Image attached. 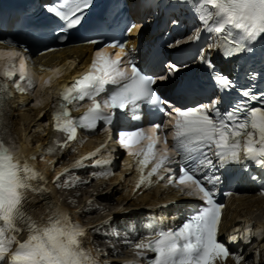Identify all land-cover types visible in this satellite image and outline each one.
<instances>
[{"label": "snow or ice", "instance_id": "1", "mask_svg": "<svg viewBox=\"0 0 264 264\" xmlns=\"http://www.w3.org/2000/svg\"><path fill=\"white\" fill-rule=\"evenodd\" d=\"M185 6L197 16L202 30L213 38L214 43L209 44L208 49H214L226 61L241 55L250 58L255 54L257 44L264 47V0H186ZM44 7L61 22L53 29L54 34L58 39L68 40L82 25L92 7V0H56ZM137 27L134 24L129 26L128 33ZM200 31L197 29L196 35L189 39H199ZM87 42L97 45L98 50L88 72L71 85L61 86L59 105L51 113L54 146L50 145L45 154H56L66 148L75 151L74 144L83 143L78 139V131L91 133L98 126H119L117 142L124 149H131L147 140L144 149L128 152L136 157L140 166L136 188L153 186L158 181L152 178L161 168L176 164L178 172L168 169V184L192 189L187 195L199 194L201 203L190 209L184 222L177 227L164 229L150 225L152 234L135 244L137 255L146 259L147 264H226L229 257L234 258L236 264H241L243 253H233L228 247L229 243L237 242L238 229L232 230L227 241L218 238L225 205L216 198L220 178L208 170L215 168L217 163L223 167L245 160L264 169V89L259 87V83L264 81V69L240 65L234 67L231 74H226L217 68L210 51H201L199 60L207 68L215 89L222 93L235 90L239 98L224 111L221 110L220 99L210 104L196 102L192 106L176 107L160 94L157 85L158 82L169 81L181 67H187L186 64L167 62L164 65L166 70L159 73L153 70L149 60L138 66L130 52L125 50L126 45L119 41L108 43L89 38ZM0 43L16 47L11 40ZM115 48L119 51L113 59L107 49ZM18 55L20 53L14 51H0V58H10L12 67H15L12 58ZM122 57H128L131 75L121 68ZM19 67L22 70L19 80H14L15 73L7 69L3 75L14 81L17 92L24 93L26 90L19 81L27 80L30 88L34 81L23 74L26 67L24 59H21ZM109 85L115 87L109 88ZM174 90L179 94L187 91L178 84L174 85ZM102 94L107 98L97 99ZM13 96L9 83L0 82V264H107L84 245L83 238L88 229L74 222L70 214L56 210L55 203L44 196L51 191L47 187V179L27 159L12 152L13 146L7 140L6 110L7 101ZM86 99L91 101V106L83 116L74 118L71 112L78 110L79 103ZM251 102L259 106H253ZM163 108L170 109L165 111V115L171 116L175 112V132L171 149L165 134L164 147L160 151L157 145L161 139L157 132L163 133L166 125L150 122L151 127L146 130L139 123L125 122L142 121L152 114L153 109L160 111ZM105 109L113 111L109 113ZM99 151L77 161L75 168L89 166L84 161L91 159V167L102 169L91 173L93 178L113 175L110 158L94 159ZM154 160L151 170L145 174L144 169ZM69 171L71 169H66L61 175ZM158 180H165V177L159 176ZM35 181L41 182L40 186ZM59 181L60 176H57L55 182L58 187L61 186ZM77 183L88 182L77 178ZM29 193L39 195L45 201L47 214L42 218L43 223L32 215L35 210L28 206ZM102 227L95 226L93 231L98 232ZM243 235L245 241L251 243V222H248ZM256 235L264 237V226H258ZM149 251L154 254L152 257L146 256ZM254 259L258 264V250ZM126 264H139V261Z\"/></svg>", "mask_w": 264, "mask_h": 264}, {"label": "bare ground", "instance_id": "2", "mask_svg": "<svg viewBox=\"0 0 264 264\" xmlns=\"http://www.w3.org/2000/svg\"><path fill=\"white\" fill-rule=\"evenodd\" d=\"M134 9L138 12L141 11L138 4L134 6ZM91 53V46L71 45L60 51L43 55L40 60L44 64L59 65V74L66 73L71 76L76 74L81 66L78 64L74 67L77 57H82V61L86 62ZM8 59L7 57L2 61L5 62ZM56 75L57 73L44 72L38 74V77L42 83L48 77L53 79ZM51 97L52 91L44 85L42 89H37L32 94L16 95L9 99L6 110L7 135L11 134L18 143L19 155L17 156L27 159L28 163L47 179V187L51 191L44 193V196L55 203L56 210L70 214L74 222H78L88 229L83 238L84 245L92 249L93 254L101 261H106L107 264H123L125 260L121 255L125 250L124 246L127 245L126 247L129 248L130 245H133L141 238L140 235L144 230L143 237L151 235V228L148 229L147 224L150 218L156 217L158 211L168 213V209L159 205L162 199L169 196V193L158 186H141L137 189L138 179L135 178L134 170L115 171L113 164H111L113 175L92 178L88 183H77V178L79 181L87 182L88 175L84 169L74 166L77 161L97 152L95 139L80 134L78 139L83 143H75V151L66 148L63 152L45 154L50 145L54 146V121L51 113L55 108L51 104ZM33 102L40 103L34 107ZM108 149L111 152V149ZM103 155L104 153L99 151L94 159H109L108 155ZM32 157H36V159H32ZM68 159L70 162L69 165H66L65 161ZM84 163L89 165V173L102 170L98 167H91L90 165L93 164L91 159L85 160ZM71 165H73L72 168H75L73 173L78 174H74L77 175L76 179H69L71 180L69 184L75 183V188L58 187L55 178L60 176L61 179V174ZM34 183L40 186L41 182L35 181ZM29 197L30 204L28 206L35 210L32 215L43 223L44 219L42 218H46L47 214L45 201L36 194L29 193ZM231 210L233 212L230 214ZM229 215H231L230 218ZM225 218H229L227 223L235 220L237 224H240L237 227L239 234L244 233L248 228V222H251L253 233L251 246L246 249L241 264H257L254 259L257 250L259 252L258 264H264V237L256 235L258 226H264V196L253 193L242 198H232L226 208ZM119 219H122L120 229L125 230L122 232L124 237L122 241H119V233L116 228ZM109 220L110 224L106 223ZM100 225L103 227L98 232L93 231L95 226ZM226 264H236V261L231 258Z\"/></svg>", "mask_w": 264, "mask_h": 264}, {"label": "rangeland", "instance_id": "3", "mask_svg": "<svg viewBox=\"0 0 264 264\" xmlns=\"http://www.w3.org/2000/svg\"><path fill=\"white\" fill-rule=\"evenodd\" d=\"M29 103H31V102H29ZM40 102H33L32 103V105L34 106V107H37L38 106V104H39ZM37 104V105H36ZM40 159V158H39ZM68 177H66V179H61L60 181H59V184L61 185V187L62 188H64V186H66L70 181H68ZM93 183H94V181H93ZM65 184V185H64ZM72 185V184H71ZM69 186V185H68Z\"/></svg>", "mask_w": 264, "mask_h": 264}]
</instances>
